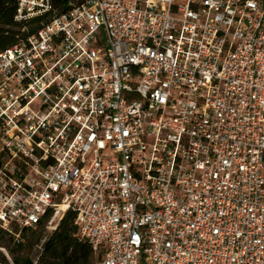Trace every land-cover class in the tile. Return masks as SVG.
Listing matches in <instances>:
<instances>
[{
    "label": "built area",
    "instance_id": "1",
    "mask_svg": "<svg viewBox=\"0 0 264 264\" xmlns=\"http://www.w3.org/2000/svg\"><path fill=\"white\" fill-rule=\"evenodd\" d=\"M34 18L0 52V228L72 210L98 264H264V0H19Z\"/></svg>",
    "mask_w": 264,
    "mask_h": 264
},
{
    "label": "trees",
    "instance_id": "2",
    "mask_svg": "<svg viewBox=\"0 0 264 264\" xmlns=\"http://www.w3.org/2000/svg\"><path fill=\"white\" fill-rule=\"evenodd\" d=\"M84 0H52L57 12H65L70 4L79 5ZM19 0H0V52L16 44L20 39L35 34L47 18H34L24 23L15 20ZM26 28V31L23 30ZM76 213L68 211L59 223L58 229L52 232L43 245V252L38 264H91L93 253L90 244L80 240L78 228L75 224ZM44 223L37 229L43 228ZM33 229L22 232L21 239L15 243V248L2 243L5 237L13 236L0 228V247H5L11 255L12 261L6 259L0 252V264H35L31 257V248L39 242V238L28 239ZM28 239V240H26Z\"/></svg>",
    "mask_w": 264,
    "mask_h": 264
},
{
    "label": "rangeland",
    "instance_id": "3",
    "mask_svg": "<svg viewBox=\"0 0 264 264\" xmlns=\"http://www.w3.org/2000/svg\"><path fill=\"white\" fill-rule=\"evenodd\" d=\"M26 31V28L23 29ZM52 231L48 230V228L46 226H44L41 229H33L32 232H30L27 236L28 239H33V237L35 239L39 238V242L37 244H34V246L31 248V257L33 258V260L35 261V264H38V260L42 255L43 252V243L45 240H47V238L51 235ZM22 237V236H21ZM21 238H17L13 236V239H10L9 236L5 237V240L2 243L7 244V245H11V247L15 248V243L18 242V240H20ZM26 239V240H28ZM0 252L3 254V256L8 259L9 261H12L11 255L8 252V250L5 247H0ZM91 264H98L96 257H93L92 263Z\"/></svg>",
    "mask_w": 264,
    "mask_h": 264
}]
</instances>
